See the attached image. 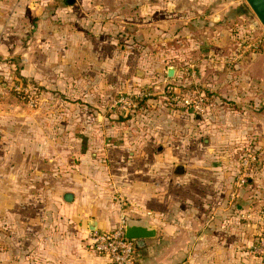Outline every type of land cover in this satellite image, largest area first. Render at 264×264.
<instances>
[{
	"label": "rangeland",
	"instance_id": "1",
	"mask_svg": "<svg viewBox=\"0 0 264 264\" xmlns=\"http://www.w3.org/2000/svg\"><path fill=\"white\" fill-rule=\"evenodd\" d=\"M198 1L75 0L53 22L45 15L50 24L27 25V36L7 47L0 58V262L8 260L6 231L14 248L9 258L35 263L32 245L22 240L35 232L34 201L54 200L51 178L61 201V192L72 190L70 176H83L73 171L97 177L107 167L131 177L146 151L183 152L195 135L200 144L211 139V130L239 164L248 155L264 162V96L243 92L253 84L247 64L264 51V28L245 0H218L217 8L215 0ZM258 64L256 79L264 73V61ZM196 115L202 121L190 123ZM9 145L22 148L26 167L34 166L13 180L3 170ZM130 153L138 154L135 162ZM110 190L102 197L117 201ZM3 217L10 221L3 224Z\"/></svg>",
	"mask_w": 264,
	"mask_h": 264
},
{
	"label": "crops",
	"instance_id": "2",
	"mask_svg": "<svg viewBox=\"0 0 264 264\" xmlns=\"http://www.w3.org/2000/svg\"><path fill=\"white\" fill-rule=\"evenodd\" d=\"M65 1V6H61L57 0H0V58L8 54L7 47H17L19 39L27 36V25L36 21L40 26L50 24L45 15L49 14L53 22L55 15L59 16L64 9L68 11L75 3V0L72 4ZM224 1L228 3L229 0ZM200 3L203 1H198V6H201ZM219 3L215 0L213 7L217 8ZM185 6L186 10L188 7ZM33 32L36 35L35 28L31 29L30 35ZM263 61L262 50L254 54L247 64V77L253 84L244 86V93L264 96V73L258 79L254 74L261 67L258 63ZM22 74L25 76V73ZM238 89L241 92L242 88ZM119 119L122 125L125 119ZM219 119L216 128L223 118ZM188 121L200 123L202 120L196 115ZM211 132L212 138L200 140L201 144L195 135L193 146L183 152L167 147L146 151V154L140 155L144 159L137 161L131 177L125 178L123 171H109L107 167L106 173L99 171L97 177L88 176L92 175L91 171H85L89 169L73 171L72 174L83 172V176H70L67 187L72 185V190L61 192V201L57 199V177L51 178L49 188L54 200L34 201L36 213L39 212L33 224L35 232L32 236L25 235V240H22L32 245L30 250L33 249L34 264H109L105 257L89 249L87 239L92 233L89 225L94 222L95 231L110 230L125 218L143 219L155 231L154 237L145 240L143 245L134 244L139 264L257 263L249 248L258 233L259 212L264 210V162L258 161L259 156L251 155L256 160L251 163L247 184L236 187V178L241 171L238 156L235 152L221 149L222 136L218 131ZM150 136L156 135L151 133ZM14 146L9 145L7 154L4 152L3 155V170L8 180H13L15 173L21 175L28 169H34V166L26 167L24 151L22 148L15 151L17 148ZM130 156L133 162L139 157L136 153H130ZM260 156L264 159V151L260 152ZM33 159L35 162L36 154ZM35 172L41 174L37 167ZM20 180L21 176L18 177ZM34 180L38 182L39 179L36 176ZM109 188L117 201L102 197ZM67 193L73 197L69 202L63 200ZM125 195L130 199L122 198ZM21 201L23 204L28 202ZM3 218V224L10 221V218ZM21 226L29 227L24 222ZM3 233L8 234L3 236L7 240L3 253L8 255V260L0 264H28L10 259L14 248L10 247L9 233Z\"/></svg>",
	"mask_w": 264,
	"mask_h": 264
},
{
	"label": "built area",
	"instance_id": "3",
	"mask_svg": "<svg viewBox=\"0 0 264 264\" xmlns=\"http://www.w3.org/2000/svg\"><path fill=\"white\" fill-rule=\"evenodd\" d=\"M184 105L189 107L187 101H184ZM192 108L194 111L200 112L199 105L195 104ZM255 160L252 156L242 159L241 171L238 173L235 182L236 187L247 184L248 175L251 172V163ZM87 240L89 249L95 254L105 257L109 264H139L134 253V242L124 237V221H121L113 229L90 233ZM249 252L253 257L264 258V210L259 212L258 233L249 248Z\"/></svg>",
	"mask_w": 264,
	"mask_h": 264
},
{
	"label": "water",
	"instance_id": "4",
	"mask_svg": "<svg viewBox=\"0 0 264 264\" xmlns=\"http://www.w3.org/2000/svg\"><path fill=\"white\" fill-rule=\"evenodd\" d=\"M74 0H68V4H72ZM246 4L255 15L261 26L264 28V0H245ZM174 75V69H167V77L171 78ZM71 194H65L63 200L69 202L72 200ZM91 232H94L95 223L91 222L89 225ZM155 231L147 221L133 220L130 218L124 219V237L125 239L134 242L135 245L140 246L144 241L154 237Z\"/></svg>",
	"mask_w": 264,
	"mask_h": 264
},
{
	"label": "trees",
	"instance_id": "5",
	"mask_svg": "<svg viewBox=\"0 0 264 264\" xmlns=\"http://www.w3.org/2000/svg\"><path fill=\"white\" fill-rule=\"evenodd\" d=\"M137 260V259H136Z\"/></svg>",
	"mask_w": 264,
	"mask_h": 264
}]
</instances>
